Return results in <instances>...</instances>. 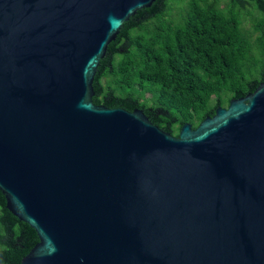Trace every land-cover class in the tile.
I'll return each instance as SVG.
<instances>
[{
  "label": "water",
  "instance_id": "95a60500",
  "mask_svg": "<svg viewBox=\"0 0 264 264\" xmlns=\"http://www.w3.org/2000/svg\"><path fill=\"white\" fill-rule=\"evenodd\" d=\"M155 1L0 0V264H264V81L178 137L92 102Z\"/></svg>",
  "mask_w": 264,
  "mask_h": 264
},
{
  "label": "trees",
  "instance_id": "16d2710c",
  "mask_svg": "<svg viewBox=\"0 0 264 264\" xmlns=\"http://www.w3.org/2000/svg\"><path fill=\"white\" fill-rule=\"evenodd\" d=\"M178 3L156 0L121 26L100 60L92 97L95 105L142 110L175 137L183 124L195 129L264 81V0ZM12 233L20 237L18 222Z\"/></svg>",
  "mask_w": 264,
  "mask_h": 264
},
{
  "label": "rangeland",
  "instance_id": "374dc122",
  "mask_svg": "<svg viewBox=\"0 0 264 264\" xmlns=\"http://www.w3.org/2000/svg\"><path fill=\"white\" fill-rule=\"evenodd\" d=\"M188 0H181V3H178V4H181V5H183V4H185V2H187ZM225 1L226 0H219V2L221 3V5H223L224 3H225ZM176 4H173L172 5V7H173V9L175 10V8H176ZM247 18L249 17V16H246ZM251 25V23H250V21H249V23H248V27Z\"/></svg>",
  "mask_w": 264,
  "mask_h": 264
},
{
  "label": "flooded vegetation",
  "instance_id": "af4514ba",
  "mask_svg": "<svg viewBox=\"0 0 264 264\" xmlns=\"http://www.w3.org/2000/svg\"><path fill=\"white\" fill-rule=\"evenodd\" d=\"M227 107V106H226ZM223 108H225V107H223Z\"/></svg>",
  "mask_w": 264,
  "mask_h": 264
}]
</instances>
